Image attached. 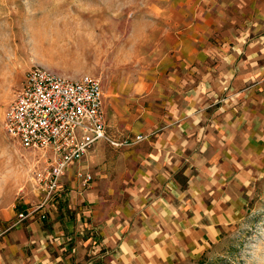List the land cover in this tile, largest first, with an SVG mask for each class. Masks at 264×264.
<instances>
[{
  "label": "rangeland",
  "instance_id": "1",
  "mask_svg": "<svg viewBox=\"0 0 264 264\" xmlns=\"http://www.w3.org/2000/svg\"><path fill=\"white\" fill-rule=\"evenodd\" d=\"M36 66L99 79L107 124L128 140L124 150L138 146L133 135L143 134L142 144L169 124L157 101L171 90L200 89L207 75L218 87L209 81L210 96H192L185 136L196 142L185 160L207 128L211 134L235 126L261 138L253 145L254 173L236 186L232 207L208 209L214 213L201 223L177 224L172 241L155 240L153 255L143 247L121 250L119 239L107 249L91 230L83 237L93 238L95 255L78 264H264V0H0V213H18L43 197L37 175L48 155L23 149L3 125L25 73ZM120 152L104 145L110 162L103 163L115 165ZM134 229L128 225L125 235Z\"/></svg>",
  "mask_w": 264,
  "mask_h": 264
},
{
  "label": "crops",
  "instance_id": "2",
  "mask_svg": "<svg viewBox=\"0 0 264 264\" xmlns=\"http://www.w3.org/2000/svg\"><path fill=\"white\" fill-rule=\"evenodd\" d=\"M207 76L200 89L169 90L165 101H157L170 114L169 124L146 142H134L138 145L134 149L124 150L130 147L123 144L128 140L113 136L107 124L112 140L122 144L97 141L80 162L70 166L60 179L57 195L45 207V219H28L0 237V264H78L88 253L95 255L89 250L93 238L83 234L96 229L107 249L119 239L121 250L143 247L150 251L155 240L172 241L177 224L201 223L214 213L208 209L222 213L239 202L236 186L247 184L254 173L257 156L253 145L261 140L259 136L248 129L235 130V126L211 134L207 128L203 139H198L197 151L193 149L190 160H185L188 147L196 142L185 136L188 119L184 114L196 103L192 96L198 100L210 96L209 81L218 87ZM138 135L143 136L135 134L129 140ZM104 145L122 150L115 165L103 163ZM77 168L93 175L90 188H80ZM181 179L185 185H180ZM26 208L22 206L19 212ZM18 213L12 209L0 213V227L15 222ZM133 224L136 229L128 238V225Z\"/></svg>",
  "mask_w": 264,
  "mask_h": 264
},
{
  "label": "built area",
  "instance_id": "3",
  "mask_svg": "<svg viewBox=\"0 0 264 264\" xmlns=\"http://www.w3.org/2000/svg\"><path fill=\"white\" fill-rule=\"evenodd\" d=\"M3 125L23 149L47 154L48 164L37 175L43 192L41 201L19 212L8 227H0V237L28 219H45V207L57 195L61 177L88 154L95 142L122 144L112 140L107 131L99 79L88 75L70 79L37 66L25 73ZM141 140L143 136L138 135L132 142ZM75 177L82 190L93 183L88 169L77 168Z\"/></svg>",
  "mask_w": 264,
  "mask_h": 264
}]
</instances>
